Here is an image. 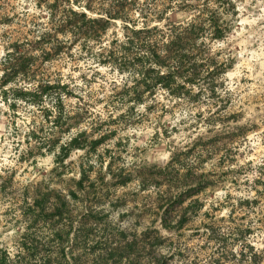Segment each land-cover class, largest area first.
Returning <instances> with one entry per match:
<instances>
[{
    "label": "rangeland",
    "instance_id": "1",
    "mask_svg": "<svg viewBox=\"0 0 264 264\" xmlns=\"http://www.w3.org/2000/svg\"><path fill=\"white\" fill-rule=\"evenodd\" d=\"M167 2L139 0L141 10L131 16ZM231 2L220 13L225 35L209 41L211 54L228 64L219 78L223 100L207 101L205 93L173 99L157 90L154 100L128 111L132 100L113 97L126 72L77 47L74 59L31 51L39 9L33 0H0V84L6 50L16 46V54L33 56L26 74L0 85V251L9 264H264V0ZM46 80L68 82L73 92L64 98L60 127L17 91ZM51 104L46 98L44 106ZM79 130L88 139L109 132L90 154L93 167L81 183L84 150H71L62 165L55 160L60 144ZM194 144L179 169L190 166L191 178L204 174L205 185L169 201L165 186L150 180L173 151Z\"/></svg>",
    "mask_w": 264,
    "mask_h": 264
},
{
    "label": "trees",
    "instance_id": "2",
    "mask_svg": "<svg viewBox=\"0 0 264 264\" xmlns=\"http://www.w3.org/2000/svg\"><path fill=\"white\" fill-rule=\"evenodd\" d=\"M33 1L39 9L37 18L40 19L41 30L31 51L39 49L46 57L63 54L74 59L72 50L77 47L79 52L90 54L98 63L126 72L129 79L120 82L121 88L114 92L113 97L132 100L128 111L148 98L154 100L157 90L165 91L173 99L198 100L205 93L207 101L223 100L221 90L224 86L219 78L228 64L216 59L218 53L211 54L209 41L225 35L227 27L220 21V13L233 7L231 0H168L166 5L142 13L141 18L131 16L136 9L141 10L138 8L139 0ZM172 13L181 16L172 19ZM116 20H119L120 34L115 29ZM109 29L112 30L107 35ZM32 58V55L23 57L16 54V46L6 50L2 58L4 71L0 85L17 74H26L24 68ZM17 91L23 95L21 98L38 107L40 105L45 119L54 115L55 125L61 126L64 98L73 95L68 82L46 80L31 88H18ZM46 98L52 100L51 107L44 106ZM102 127L100 123L96 127L91 126V130ZM35 131H31V136H35ZM108 133L105 131L95 139H88L86 130L77 131L68 141L60 144L55 160L62 165L71 150H84L79 158L77 183L83 182L93 167L88 160L90 154ZM47 143L48 149L54 147L50 140ZM195 148L196 144L183 152L173 151L165 166L158 167L156 175L150 180L155 186H165L162 196L168 197L169 201L177 196V202L205 185L200 184L204 174L191 178L196 173L189 172L190 166L183 172L179 169L181 158L193 154ZM202 154L201 151L195 155V160L199 162ZM121 176L112 173L113 178L126 183L127 179ZM146 179L142 180L143 187L147 186ZM191 179L195 181L193 187L188 184ZM179 185L183 188L174 196L172 191ZM258 255L257 252L251 254L254 263ZM8 259V254L1 250L0 264H9ZM18 264L22 263L18 261Z\"/></svg>",
    "mask_w": 264,
    "mask_h": 264
}]
</instances>
